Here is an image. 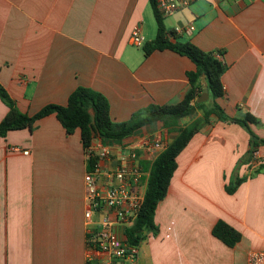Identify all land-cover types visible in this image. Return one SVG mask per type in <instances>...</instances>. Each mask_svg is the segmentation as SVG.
<instances>
[{"label":"crops","instance_id":"obj_1","mask_svg":"<svg viewBox=\"0 0 264 264\" xmlns=\"http://www.w3.org/2000/svg\"><path fill=\"white\" fill-rule=\"evenodd\" d=\"M162 17L170 41L222 53L224 96L177 128L155 122L103 145L113 155L145 139L167 147L215 102L230 118L253 116L264 140V0H194ZM136 29L146 44L157 37L150 0H0V84L29 115L66 105L78 87L104 95L116 123L181 103L195 64L171 50L146 55L132 43ZM7 112L0 98V122ZM161 152H142L149 173ZM88 168L81 131L68 135L54 114L0 138V264H86ZM154 219L143 255L123 264H248L264 252V145L252 153L245 126L211 114L178 156ZM220 222L240 234L234 246L214 236Z\"/></svg>","mask_w":264,"mask_h":264},{"label":"trees","instance_id":"obj_2","mask_svg":"<svg viewBox=\"0 0 264 264\" xmlns=\"http://www.w3.org/2000/svg\"><path fill=\"white\" fill-rule=\"evenodd\" d=\"M150 3L154 9L158 33L152 43L144 46L145 54L149 55L156 50H171L188 57L196 66L195 71L187 74L191 89L181 103L171 106L151 105L134 113L128 121L116 123L111 119L110 104L104 95L90 88L78 87L69 96L66 105L49 104L36 114L29 115L19 110L15 100L0 84V98L8 107L6 116L0 122V138L7 136L11 131L24 129L33 131L39 120L54 114L68 135L74 134L76 130L81 131L82 144L87 151L97 137H101L102 140L121 141L142 127L155 122H163L166 127H176L180 119L191 117L197 109L204 108V103L197 102L204 88L203 75H205L210 99L215 101L222 98L225 92L222 76L227 68L220 59L222 53L205 52L191 41H170L163 17L157 9V0H150ZM211 114H216L223 121L245 126L251 135L252 153L256 152L258 146L264 145V140H259L249 128L248 124L257 121L253 116L247 114L243 119L230 118L216 102L213 109L205 112L203 119H196L188 126L180 127L178 137L165 147L150 168L141 209L134 225L126 232L131 245H139L145 238L146 232L154 229L156 208L167 194L170 180L177 168V158L197 134L202 124L210 119ZM94 162L95 159L88 163V169H91ZM241 182V179L238 180L234 186L228 188V191L234 192ZM213 234L229 246H234L240 237L237 231L223 222L216 225Z\"/></svg>","mask_w":264,"mask_h":264},{"label":"built area","instance_id":"obj_3","mask_svg":"<svg viewBox=\"0 0 264 264\" xmlns=\"http://www.w3.org/2000/svg\"><path fill=\"white\" fill-rule=\"evenodd\" d=\"M193 1L157 0V9L162 16H168L189 7ZM193 29L190 27L188 32ZM181 32L177 29L175 33ZM132 43L138 47L146 44L138 29L132 35ZM154 149L163 151L165 147L159 141L145 139L140 144H126L118 155H113L101 139L93 142L86 151L88 163L95 159L84 177L86 264H123L139 253L137 245L130 244L126 232L138 217L145 194L144 186L148 182L149 171L142 165V152L152 154ZM111 161H116L117 165L111 167L103 163ZM248 264H264V252H251Z\"/></svg>","mask_w":264,"mask_h":264},{"label":"rangeland","instance_id":"obj_4","mask_svg":"<svg viewBox=\"0 0 264 264\" xmlns=\"http://www.w3.org/2000/svg\"><path fill=\"white\" fill-rule=\"evenodd\" d=\"M213 100L209 98L208 101L204 102V108H202L203 110H205L206 108H209V107H212L213 106ZM201 108L199 110H202ZM202 112V111H201ZM196 116V113L194 115L191 116V119H194ZM204 117V116H203ZM189 120L185 119V120H182V124H186L188 123ZM145 247H146V240L145 238H143L141 240V242L139 243V245H137V249L139 251V255L142 256L143 255V251L145 250ZM138 254L135 255L132 259L135 260L136 258H138Z\"/></svg>","mask_w":264,"mask_h":264},{"label":"water","instance_id":"obj_5","mask_svg":"<svg viewBox=\"0 0 264 264\" xmlns=\"http://www.w3.org/2000/svg\"><path fill=\"white\" fill-rule=\"evenodd\" d=\"M202 83L204 85V88H203L202 94L197 99V102L198 103H204V102L208 101L209 98H210V96H209V89H208V86H207V84L205 82V75L202 76Z\"/></svg>","mask_w":264,"mask_h":264}]
</instances>
